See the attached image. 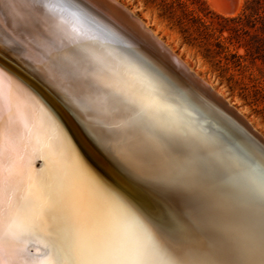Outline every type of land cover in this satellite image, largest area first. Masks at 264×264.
<instances>
[{
  "label": "snow or ice",
  "instance_id": "snow-or-ice-1",
  "mask_svg": "<svg viewBox=\"0 0 264 264\" xmlns=\"http://www.w3.org/2000/svg\"><path fill=\"white\" fill-rule=\"evenodd\" d=\"M44 7L39 91L0 49V264H264V143L133 44L67 27L71 0Z\"/></svg>",
  "mask_w": 264,
  "mask_h": 264
},
{
  "label": "bare ground",
  "instance_id": "bare-ground-1",
  "mask_svg": "<svg viewBox=\"0 0 264 264\" xmlns=\"http://www.w3.org/2000/svg\"><path fill=\"white\" fill-rule=\"evenodd\" d=\"M108 1L115 6L121 7L127 13L126 18H124L121 13H118L117 9L107 8L121 23H127V27L130 30L141 32L146 39L157 41L161 48L160 51H166L171 57L177 60L184 70L199 83L204 91L209 92L220 103L222 102L226 106L229 105L226 101L227 99L224 100L225 96L219 89H215L209 81L192 70L187 61L181 58V56L169 47L165 41L158 38L145 22L138 19L131 10L124 7L119 1ZM211 1L214 3V6L225 11L221 7H218L221 5L217 4L214 0ZM44 3L45 0H0V49L19 58L18 62L15 60L12 61L15 65V71L26 81L31 78L32 83L38 91L42 88V85L39 80L33 76L31 65L51 48L57 46L60 35L59 16L44 7ZM71 3L74 5L71 11L75 13V15H68L65 17L67 27L76 28L86 34L99 35L100 39L110 40L113 44H133L138 50L147 53L131 39L124 37L118 29L109 25L107 21L105 22V20L100 19V17L93 15L74 0H71ZM97 29H101L103 34L101 35ZM162 57L165 58L167 56L162 53ZM213 109L224 122L229 123V126L234 131L238 132L240 135L248 136L239 125H232L218 110L215 108ZM236 111L239 114L240 111L238 109ZM63 119L67 127L75 129V123L72 121L71 116L64 113ZM242 119L251 129H254L255 126L253 127L249 120H245L246 118L244 117ZM222 126L223 125H221V127ZM75 135L77 141L83 143L84 134L77 131ZM261 139L264 142V136Z\"/></svg>",
  "mask_w": 264,
  "mask_h": 264
},
{
  "label": "rangeland",
  "instance_id": "rangeland-1",
  "mask_svg": "<svg viewBox=\"0 0 264 264\" xmlns=\"http://www.w3.org/2000/svg\"><path fill=\"white\" fill-rule=\"evenodd\" d=\"M124 7L131 10L138 19L142 20L156 34L165 41L181 58L187 61L192 70L196 71L205 80L209 81L215 89L223 93L224 100L234 113L237 109L245 120H249L257 134L264 136V59L245 55L242 46L236 48L228 43L229 48L211 60L202 54L204 50L198 43L190 44L184 40V36L176 25L182 15L179 6L180 1L192 7L191 0H117ZM225 11L214 6L211 0L199 2L206 10L233 16L239 14L246 0H214ZM232 1V2H231ZM237 5V6H236ZM239 8V9H238ZM230 9V10H229ZM227 11V12H226ZM230 11V12H229ZM229 12V13H228ZM234 12V13H233ZM167 14V15H164ZM193 36L191 28L185 33ZM224 35H227L224 32ZM235 44H237L234 41ZM245 55L240 65H234L229 60L237 59L236 55ZM252 52L255 50L252 49ZM226 57H228L226 59ZM238 114V113H237ZM238 114V115H239ZM241 116V117H242ZM242 117V118H243Z\"/></svg>",
  "mask_w": 264,
  "mask_h": 264
},
{
  "label": "trees",
  "instance_id": "trees-1",
  "mask_svg": "<svg viewBox=\"0 0 264 264\" xmlns=\"http://www.w3.org/2000/svg\"><path fill=\"white\" fill-rule=\"evenodd\" d=\"M200 1L191 0L194 3L192 7L185 1L179 2L183 16L175 23L187 43H198L204 49L203 56L208 60L222 54L229 48L228 43L235 48L244 47L245 55L264 59V0H246L243 10L233 16L206 10L199 4ZM190 28L194 32L193 36L185 34ZM231 54L240 59L229 60L234 65H240L241 59H245V55L235 52Z\"/></svg>",
  "mask_w": 264,
  "mask_h": 264
},
{
  "label": "water",
  "instance_id": "water-1",
  "mask_svg": "<svg viewBox=\"0 0 264 264\" xmlns=\"http://www.w3.org/2000/svg\"><path fill=\"white\" fill-rule=\"evenodd\" d=\"M77 4L82 6L84 9L89 11L95 16L100 17V19L107 21L109 25L118 29L120 33L131 39L138 45L141 49L146 51L154 60L163 64L168 69H170L188 88L195 93L197 96L202 97L208 104H210L213 108L218 110L232 125H239L240 128L248 134L250 137H254L259 140L261 143H264L261 137L253 131L247 123L237 114L232 111V109L222 102L220 103L213 95L209 92L204 91L199 83L195 81L194 78L190 76L188 72L184 70V68L179 64L177 60L171 57L166 51L161 52L160 46L157 41H150L145 38V36L141 32H135L134 30H130L127 26V23H121L117 17L113 16L111 12L107 8L117 9L118 13L122 14L124 18H126L127 13L119 6H115L108 0H74ZM102 3V4H101ZM104 3V4H103ZM122 6V5H121ZM109 8V9H110ZM162 53L165 54V58L162 57ZM36 166L39 164L37 162Z\"/></svg>",
  "mask_w": 264,
  "mask_h": 264
}]
</instances>
